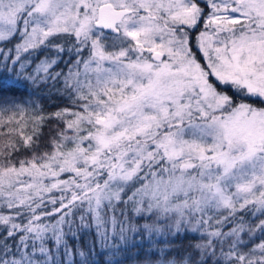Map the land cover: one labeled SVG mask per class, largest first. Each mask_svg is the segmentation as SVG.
Returning a JSON list of instances; mask_svg holds the SVG:
<instances>
[{
	"label": "snow or ice",
	"instance_id": "snow-or-ice-1",
	"mask_svg": "<svg viewBox=\"0 0 264 264\" xmlns=\"http://www.w3.org/2000/svg\"><path fill=\"white\" fill-rule=\"evenodd\" d=\"M0 264H264V0H0Z\"/></svg>",
	"mask_w": 264,
	"mask_h": 264
}]
</instances>
